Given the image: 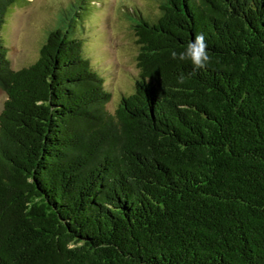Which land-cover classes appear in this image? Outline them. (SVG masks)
Masks as SVG:
<instances>
[{
  "label": "trees",
  "instance_id": "obj_1",
  "mask_svg": "<svg viewBox=\"0 0 264 264\" xmlns=\"http://www.w3.org/2000/svg\"><path fill=\"white\" fill-rule=\"evenodd\" d=\"M77 1L14 69L2 34L26 0H0V264H264V0L135 6L113 111ZM200 34L206 67L170 58Z\"/></svg>",
  "mask_w": 264,
  "mask_h": 264
},
{
  "label": "rangeland",
  "instance_id": "obj_2",
  "mask_svg": "<svg viewBox=\"0 0 264 264\" xmlns=\"http://www.w3.org/2000/svg\"><path fill=\"white\" fill-rule=\"evenodd\" d=\"M94 1L81 30L82 50L90 58L96 73L104 77L105 86L111 93L106 108L113 111L120 94L129 91L138 77L136 56L139 46L130 27L135 20L133 9L136 6L144 15L146 11L155 16L160 11L159 3L153 0ZM75 2L78 1L26 0L11 8L2 38L14 69L36 60L47 31L57 27L61 18L73 16L70 10ZM5 99V93L0 90V113Z\"/></svg>",
  "mask_w": 264,
  "mask_h": 264
},
{
  "label": "clouds",
  "instance_id": "obj_3",
  "mask_svg": "<svg viewBox=\"0 0 264 264\" xmlns=\"http://www.w3.org/2000/svg\"><path fill=\"white\" fill-rule=\"evenodd\" d=\"M207 47L208 45L206 43L205 36L203 34L196 35L194 39L187 43L186 47L182 51H171L170 58L181 62H190L193 67V71L203 69L207 66L210 59ZM184 80L185 76L181 74L178 76L177 82L182 84Z\"/></svg>",
  "mask_w": 264,
  "mask_h": 264
}]
</instances>
